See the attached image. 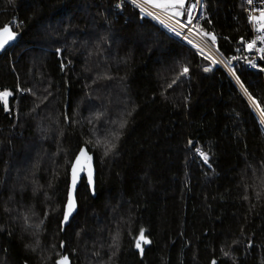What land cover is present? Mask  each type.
Listing matches in <instances>:
<instances>
[{"label":"trees","instance_id":"trees-1","mask_svg":"<svg viewBox=\"0 0 264 264\" xmlns=\"http://www.w3.org/2000/svg\"><path fill=\"white\" fill-rule=\"evenodd\" d=\"M117 3L0 0V28L18 33L0 55V91L12 93L0 104V264H264L257 117L222 69L205 74L206 60ZM244 12L202 0L196 26L230 58L249 37ZM235 73L264 109V71ZM82 147L95 191L81 182L62 232Z\"/></svg>","mask_w":264,"mask_h":264},{"label":"snow or ice","instance_id":"snow-or-ice-1","mask_svg":"<svg viewBox=\"0 0 264 264\" xmlns=\"http://www.w3.org/2000/svg\"><path fill=\"white\" fill-rule=\"evenodd\" d=\"M134 7H139L142 14H147L149 16H152L153 14L151 12L145 13V9L141 6L142 4H147L151 8L159 10L161 13H163L170 21H172L174 24L178 25V28L180 30H183L185 28V24L181 23L179 21V17L187 13L189 19L187 20L188 24L192 23V11L197 7V4H192L188 7H186V0H131ZM254 0H247V3L249 5H252ZM117 8L121 7V4L116 5ZM253 13H258L257 15H250L249 21L250 23H253L255 25V30L259 33V40L261 44H264V7L256 9H252ZM157 18V17H153ZM161 23H164L163 20L160 21ZM166 27H169V31H173L176 33V35H180V31L177 30V28L170 27L169 25H165ZM198 28V26H196ZM189 31H192L189 29ZM199 33L203 36H207L213 44L216 42V37L211 33H204L202 30H199ZM18 33L12 30L9 24H5L2 28H0V50H4L5 47L12 41H15L17 38ZM191 42V41H190ZM243 42V41H241ZM196 47V45H193ZM256 47V40H252L251 42H248L246 44V50H252ZM257 51L260 53V58L264 59V47L257 48ZM200 54L204 56L205 59L211 60L213 64L216 63V60L212 59L210 56H208L206 53L203 52V50H200ZM63 67V66H62ZM255 67V65H253ZM210 69L205 68L204 71L207 72ZM189 69L187 67H184L180 75L185 76L187 75ZM261 71H264V69H261ZM235 76V73H233ZM176 81L173 80L172 83L174 84ZM237 83L240 84L239 79L237 78ZM169 87L172 86V84L168 85ZM240 87L243 89V84H240ZM17 91H21L19 88H17ZM244 94L248 96V99L254 104L257 109H260V105L257 103L255 99H253L248 93L247 90H244ZM12 93L5 89L3 91H0V104L3 105L4 110L8 111V97L11 96ZM260 115L264 117V109L260 110ZM67 119V118H66ZM264 123V121H262ZM97 144H100V141L96 142ZM190 146L193 145V141L188 142ZM104 155H108L109 152L112 150L114 145L111 144H104ZM197 154L200 155V157L204 160L205 163L208 162V156L204 152L200 151L199 148L196 149ZM92 157L88 155L85 148H81L79 151V154L75 157V161L71 165V184L68 188L67 193V204L65 206L64 214H63V221H62V229L63 224L66 223L69 220V217L71 216L73 210L76 207L73 192L76 188L80 173L83 171H86L87 173V179H88V185L90 188L93 186V170H92ZM114 241L116 240V237L113 238ZM150 241L145 237L144 230L141 229L138 237L136 238L135 247L137 250L143 253V247L142 244H148ZM249 247L251 244L248 245ZM61 247H63V244H61ZM225 257L229 256V253L224 252L223 253ZM55 264H70L69 257L66 255H60L59 258L56 260ZM211 264H217V261L213 259L211 261Z\"/></svg>","mask_w":264,"mask_h":264},{"label":"built area","instance_id":"built-area-1","mask_svg":"<svg viewBox=\"0 0 264 264\" xmlns=\"http://www.w3.org/2000/svg\"><path fill=\"white\" fill-rule=\"evenodd\" d=\"M187 1L188 0H186V7L194 3L197 4V7L192 11V23L191 24L187 23V20L189 19V17L186 12L179 17V21L185 24V28L183 30H180L177 24H174L172 21H170L159 10L151 8L147 4H142L141 6L145 9V13L151 12L153 14L152 16H149L147 14H142L140 11V8L134 7L131 0H118V3L121 4V7L123 5H129L133 9L137 10L143 17L150 20L153 24H155L160 30H162L169 37L175 39L179 43L189 48L199 57L206 60L209 65L203 68V72L205 74L211 73L216 68L222 69L228 75V77L234 82V84L236 85L238 90L241 92V94L244 96V98L246 99L250 107L256 112V114L258 115L260 119V122L262 123V121H264V117L260 115V109H257V107L254 104H252V102L248 99V96L244 94V88L242 89L240 87V84L237 83V76L235 73V68L241 67L246 70L254 71V72H259L261 71V69H264V59L260 58V53L257 51V48L264 47V44L260 43V40L258 38L259 33L255 30V25L253 23H250L249 21L250 15L258 14V13H253L252 9L253 8L259 9V8L264 7V0H254L252 5H249L247 3V0H241V2L245 5L244 15H245L246 26L249 30V37L246 40L245 39L239 40L238 47H237L238 53H235V55L231 56L230 58H225L217 50V37L214 34L213 35L216 37L215 44H213L212 41L207 36L201 35L199 33V30H202V29H198L196 27V20L198 19L202 11V0H195L190 5H187ZM121 7L116 9L118 13L121 12ZM153 17H157V18H153ZM161 20H163L164 23H161L160 22ZM165 25H169L170 27L177 28V30L180 31V35H176L175 32L169 31V27H166ZM189 29H191L192 31H189ZM202 31L204 33H208L204 30ZM252 40H256V47L253 48L252 50H246V44L248 42H251ZM193 45H196V47H194ZM201 49L203 50L204 53H206L212 59L216 60V63L213 64L211 60L205 59L204 56L200 54ZM253 65H255V67H253ZM205 68H208L210 70L205 72L204 71ZM233 73H235V76L233 75ZM262 125L264 127V123H262ZM196 154H197V151H196Z\"/></svg>","mask_w":264,"mask_h":264},{"label":"water","instance_id":"water-1","mask_svg":"<svg viewBox=\"0 0 264 264\" xmlns=\"http://www.w3.org/2000/svg\"><path fill=\"white\" fill-rule=\"evenodd\" d=\"M14 42H15V41L10 42V43L5 47L4 50H0V55H1V54H2V53L8 48V46L12 45ZM235 53H238V50H236ZM83 148H85V147H83ZM85 150L87 151L88 155H90V156L92 157L91 164H92V170H93V186H92V188H90L89 185H88V179H87V173H86V171L81 172V173H80V176H79V179H78V182H77V185H76V188H75V190H74V192H73V196H74V201H75L76 207H75V209L73 210L71 216L69 217V220H68L66 223L63 224V229H62V221H63V218H62V221H61V231H62V232H64L65 228H67V227L69 226V224L71 223V221L73 220V218H74L75 215L77 214V211H78V205H77V200H76V194H77V191H78V189H79V187H80V185H81V182H82L83 180H85V184H86L87 187L89 188V190H90V192H91L92 195L94 194V191H95V175H96V172H95V164H94V163H95V162H94V155L91 154V153H89L88 150H87L86 148H85ZM78 154H79V152H78ZM78 154H77V155H78ZM74 161H75V159H74ZM74 161H73V162H74ZM70 184H71V168H70V171H69V186H70ZM66 204H67V199H66L65 206H66ZM65 206H64V210H65ZM63 214H64V212H63ZM66 256H67V255H66ZM69 261H70V264H72L70 258H69ZM210 264H211V263H210Z\"/></svg>","mask_w":264,"mask_h":264},{"label":"rangeland","instance_id":"rangeland-1","mask_svg":"<svg viewBox=\"0 0 264 264\" xmlns=\"http://www.w3.org/2000/svg\"><path fill=\"white\" fill-rule=\"evenodd\" d=\"M38 60V58L36 59V61ZM258 116V115H257ZM258 119H259V117H258ZM259 121H260V119H259ZM260 125H261V127H262V131L264 132V127H263V125H262V123L260 122ZM25 165L26 164H23V168L25 167ZM20 166V165H19ZM30 239V238H29ZM31 239H34V237H31ZM30 241H33L34 242V240H30ZM35 242H36V239H35Z\"/></svg>","mask_w":264,"mask_h":264},{"label":"bare ground","instance_id":"bare-ground-1","mask_svg":"<svg viewBox=\"0 0 264 264\" xmlns=\"http://www.w3.org/2000/svg\"><path fill=\"white\" fill-rule=\"evenodd\" d=\"M252 109V108H251ZM252 111H253V113L255 114V116L257 117V119H258V116H257V114H256V112L252 109ZM258 121H259V119H258ZM259 123H260V121H259ZM262 128V127H261Z\"/></svg>","mask_w":264,"mask_h":264}]
</instances>
